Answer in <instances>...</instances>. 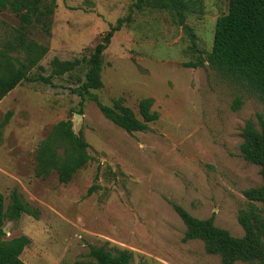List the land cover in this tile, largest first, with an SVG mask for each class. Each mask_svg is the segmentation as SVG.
I'll list each match as a JSON object with an SVG mask.
<instances>
[{
    "label": "rangeland",
    "instance_id": "rangeland-1",
    "mask_svg": "<svg viewBox=\"0 0 264 264\" xmlns=\"http://www.w3.org/2000/svg\"><path fill=\"white\" fill-rule=\"evenodd\" d=\"M177 1L181 15L161 0L140 6L138 0H42L50 30L35 20L24 29L48 51L0 102V123L11 112L0 141V191L6 208L17 189L40 211L38 218L24 213L3 226L4 239H30L20 256L27 264H75L91 259V246L129 250V264H220L202 239H184L187 227L175 203L244 235L238 220L249 205L244 190L263 181L260 167L242 154V131L248 120L259 127L264 102L247 82L208 61L228 0ZM120 18L122 27L103 52L102 86L82 99L76 88L94 49ZM21 28L16 13L0 8V48L15 42ZM8 52L24 58V52ZM55 58L78 62L55 74ZM95 96L110 106L120 99L138 116L140 101L151 97L159 117L147 130L129 133L105 116ZM237 98L243 103L234 110ZM68 119L92 158L63 183L56 171L37 173V151Z\"/></svg>",
    "mask_w": 264,
    "mask_h": 264
},
{
    "label": "trees",
    "instance_id": "trees-1",
    "mask_svg": "<svg viewBox=\"0 0 264 264\" xmlns=\"http://www.w3.org/2000/svg\"><path fill=\"white\" fill-rule=\"evenodd\" d=\"M42 0H0L1 9H11L20 18L22 28L16 35L15 42H6V48H0V102L15 89L28 74L48 48L42 43L28 39L24 29L33 21L48 32L51 27L49 13L41 10ZM146 0H138L143 5ZM160 6L178 8L177 0H161ZM25 10V11H23ZM123 19H118L115 26L103 36L96 45L90 58V68L86 79L76 88L84 99L85 94L102 86V57L114 33L122 27ZM24 52V58L11 56L8 50ZM211 66L228 74L240 78L257 93L264 102V0H228L227 13L219 16L216 21L213 46L208 53ZM76 61L53 60L55 74L69 71L76 66ZM203 61L188 62L186 66L196 67ZM50 83L49 77L41 76ZM99 108L106 117L129 133L143 131L149 124L156 121L159 113L153 110L154 99L143 98L139 103V116L132 109L123 105L120 99L113 106L102 103L96 96ZM241 98H237L233 109L242 105ZM11 112L0 123V141L2 128L10 120ZM259 127L253 120H248L242 131L244 142L241 151L246 160L260 167L262 184L244 190L249 201L248 208L242 209L238 220L244 228V235L233 236L228 230L214 224L213 218L200 219L192 215L180 204H173L177 213L186 224L185 240L200 238L204 241L206 251L218 254L220 264H234L236 261H246L264 264V210L256 202L264 204V117L258 114ZM63 148L61 152L59 149ZM89 144L82 134L73 130L71 119L58 122L50 134L40 143L37 151V173L46 176L53 171L58 174L63 183L69 182L75 172L89 163L92 156L88 151ZM93 187L89 189V193ZM24 213L38 218L40 211L25 201L17 189L11 193V202L5 207V196L0 191V264H27L20 257L24 248L30 243L26 235L4 239V223L8 220H18ZM89 260L77 261L75 264H129L132 252L118 250L116 253L105 246H91Z\"/></svg>",
    "mask_w": 264,
    "mask_h": 264
}]
</instances>
